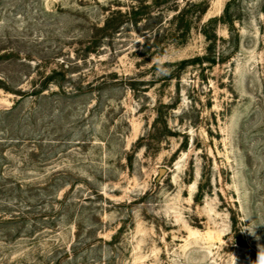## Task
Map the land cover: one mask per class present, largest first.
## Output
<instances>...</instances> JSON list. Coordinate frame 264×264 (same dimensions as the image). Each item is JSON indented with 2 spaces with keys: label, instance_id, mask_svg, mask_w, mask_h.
<instances>
[{
  "label": "rangeland",
  "instance_id": "374dc122",
  "mask_svg": "<svg viewBox=\"0 0 264 264\" xmlns=\"http://www.w3.org/2000/svg\"><path fill=\"white\" fill-rule=\"evenodd\" d=\"M0 264H264V0H0Z\"/></svg>",
  "mask_w": 264,
  "mask_h": 264
}]
</instances>
